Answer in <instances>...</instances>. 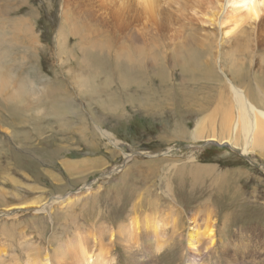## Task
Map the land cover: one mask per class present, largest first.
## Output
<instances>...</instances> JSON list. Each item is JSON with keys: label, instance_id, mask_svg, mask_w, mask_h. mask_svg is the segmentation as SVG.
I'll return each instance as SVG.
<instances>
[{"label": "rangeland", "instance_id": "1", "mask_svg": "<svg viewBox=\"0 0 264 264\" xmlns=\"http://www.w3.org/2000/svg\"><path fill=\"white\" fill-rule=\"evenodd\" d=\"M64 2L65 0H29L24 5L16 2L13 9L17 10L8 16L12 20L29 19L39 43L34 54L37 55L36 58L27 59L25 68L16 67L14 70L8 66L12 75L15 73L16 84L28 79L27 84L25 83L26 90L21 93L23 99L17 106L28 110L34 101V110L21 114L19 121L13 114L0 109V254L3 250L8 251V256H3L0 264H14L15 258L22 264H27L28 253L35 251L44 256L63 240L68 243L77 230L86 235L84 239L88 246L91 243V253L99 248L95 241L90 242L91 237L96 239L102 231L107 232L102 243L105 248L108 245L112 250L105 258L114 257L116 264H124L126 254L132 253L128 252L127 246L118 236L112 238L115 245L109 244L108 232L117 234L118 226L130 220L135 208L142 219L146 213L151 212L160 216L170 213L176 220L179 218L178 227L169 226L165 230L164 244H168L169 240L171 242V239L175 242L162 251L164 255L160 257V264H180L177 259V255L181 253L178 248L179 232L186 233L191 223L189 220L196 213L202 221L208 210L216 221L217 238L224 242L219 244L217 239L211 250H206V245L200 254H193V264H264V159L255 154L243 156L240 148L235 149L228 142L218 140L217 144L221 145L218 147L210 144L212 141L208 139L192 140L190 134L196 119L201 115L192 120L183 117L185 109L183 106L179 107L180 94L177 95L175 91L185 78L181 70L173 72L175 79H171L172 73L168 74L169 80L162 85L166 86V93L160 96L158 102L163 104L160 106L171 107L153 112L145 111L149 103L143 107L142 102L145 100L138 101L136 86H119L117 77L112 75L114 52H118L119 48L118 40L114 41L115 51L108 53L109 55L105 53L102 56L96 51L94 56L102 64L95 63L89 70L81 62L84 54L76 46L78 39L69 36L72 52L68 53V62H59L55 55L56 37L62 21L59 16ZM183 21L184 19L178 24L174 23V29L181 30L178 35L173 32V27L167 28L168 32L172 30L169 33L164 31V35L168 37L159 40L156 45L160 54L172 55L176 45L184 43V35L190 32L184 29ZM163 25L167 27L168 23L164 21ZM256 26L257 44L253 45L244 42L247 38L251 40L253 31L250 26L245 27V33L237 32L239 39L230 37L222 40V33L218 39L215 35L212 41L213 46L216 49L218 47V53L214 54V58L220 60L218 57L221 55L218 54L221 53L223 57L219 64L223 67L224 64L228 67L235 64L237 70L243 73L245 78L242 81L246 86H252L253 89L262 86L264 89V26ZM205 27L210 33L216 32L214 27ZM9 52L13 53L12 50ZM193 54L196 55V52L193 51ZM89 57L92 58V55ZM230 57L236 62L228 63ZM206 62L205 60L203 63L202 73L196 74L198 78L203 75L199 83L196 82L200 86L207 83L204 80ZM71 69L73 74L69 72ZM139 69H144L137 74L144 79H149L153 73L145 67ZM77 71L94 78L87 93L82 91L83 95L73 81ZM163 71L167 74V66ZM124 74L133 78L130 72ZM107 79L112 81L113 86L104 85ZM154 79L157 82L156 88L160 79ZM31 81L37 86H28ZM116 84L118 86H114ZM192 85L188 83L186 87ZM168 89L174 90L173 96L168 95ZM11 90V87L5 89L0 94V100L7 98V93ZM151 90L152 98L155 99V90ZM213 90L211 93L215 97L216 89ZM131 95L134 101L131 100ZM63 101H70V112H66L61 106L64 105ZM14 102L10 101L8 104L14 105ZM55 105L56 109H63L62 116L54 110ZM96 126L118 142L119 148L100 138ZM190 155H195L199 165L205 170L197 178L191 165L186 164ZM87 160L91 165L96 164L95 161L98 164L88 168L85 163ZM174 162L179 167L167 171V166ZM167 183L169 186H166ZM23 186H31L37 194L34 195ZM167 189L173 193H170L171 198L166 193ZM35 196L41 199V205L45 203V211H38L36 206L24 211L12 209L15 198L32 200ZM68 198L74 199L72 204L68 203ZM14 215L16 216L13 217ZM141 218L140 223H143ZM183 224L185 229H182ZM176 227L179 229L177 234L174 233ZM140 231L142 230H139V234ZM227 239L237 245L232 248L242 251L240 256L233 254L234 263L231 260L228 262L225 253L219 249L225 245H233ZM147 247L143 242L137 249L142 258L138 256L136 261H149L151 252L143 258L144 248ZM70 249L69 252L72 251ZM134 250L131 252L136 254ZM67 261L68 264H73L69 257L59 263L67 264Z\"/></svg>", "mask_w": 264, "mask_h": 264}, {"label": "bare ground", "instance_id": "2", "mask_svg": "<svg viewBox=\"0 0 264 264\" xmlns=\"http://www.w3.org/2000/svg\"><path fill=\"white\" fill-rule=\"evenodd\" d=\"M16 2H20L24 5L27 4L29 0H0V38L4 35H12L21 41L19 46L16 47H8L0 43V78L11 76L12 72L10 68L14 70H16V67L17 69L25 68V61L29 58H36L37 56L34 54L37 51L36 45L39 42L33 31V26L30 24V20L24 18L12 20L8 17L11 12L17 10L13 9L17 5ZM61 10L62 13L59 18L62 21L56 37L55 51L56 58L59 62L65 64L62 60L67 61V58L70 56L68 53L72 52L68 39L69 36L78 39L76 46L84 54L81 62H83L82 64H84L85 67L87 66L89 70L93 68L92 66H95V63L102 64L99 58L94 56L96 55V51L102 56L103 54L105 55V53L108 54L113 52L115 51L114 41L118 40L119 48L117 49L118 52H114L115 63L111 71L112 75L114 74L117 77L119 86H136V94L139 97L138 101L145 100L142 102V104H144L143 107L147 106V103H149L145 111L153 112L155 110L171 107L160 106L163 104L158 102L160 96L166 93V86L162 85L169 80L168 74L172 73L173 78L171 79H175L173 72L175 73V71L181 70L185 78H183L180 87L177 90L175 89V91L177 95L180 94L179 107L183 106V109H185L183 110L185 113L183 117L192 120L201 115L198 120L196 119L197 122L193 126L194 129L190 134L192 140L203 141L208 139L212 141L210 144L217 146H220L216 142L218 140L228 142L234 146L235 149L240 148L241 150H239L242 152L243 156L255 154L264 159V89L262 86H258L256 89H253L252 86H246L247 84L242 81L245 77L242 72L237 70L238 67L235 64H233L232 67H228L225 64L223 67L219 64L222 62L220 60H222L223 56L219 53L218 55H221L218 57L220 60L214 58V54L218 53V47L216 49L212 41L215 39V35H217L218 39L221 33L222 40H227L230 37H237L239 39L237 32L240 31L245 33L247 31L245 27L250 26L253 31L250 35L251 40L247 38L244 42L249 45H253L254 43L257 44L255 29L257 28L256 25L260 24L264 26V0H65ZM167 18H169V20H167ZM182 19H184V29L187 32L189 31L190 34L184 35V43L178 46L176 45L172 55L165 53L163 55L160 54L158 52L159 47L156 45L159 40H164L165 37H168V35H164V31H167V28L170 27L174 29V27H176L174 23L178 24ZM164 21L168 23L167 27L163 25ZM205 25L214 27L216 30V32H214L215 34L207 31ZM180 31L179 29L173 30L176 35H178ZM169 32L167 31V33ZM215 49L217 50L216 52ZM11 50L13 53L9 52ZM193 51L196 52V55L193 54ZM89 55H92V58H90ZM205 60L207 61V68L206 73H204L206 77L204 80H206L207 83L204 86H200L196 84V82L199 83V79H202L203 75L200 78H198L197 75L199 72L202 73ZM227 62L234 63L236 60L230 57ZM8 66H10V68ZM165 66L168 68L167 74L163 71ZM139 67H145L151 73L153 71L151 77L149 79H144L141 77L142 75H137L140 70ZM240 69L242 70V64L240 65ZM93 71L96 70L94 69ZM6 72H8L9 75ZM69 72L73 74V69ZM81 72L77 71L73 78L75 86H77L76 88L80 94H82V91L83 93H87L86 91L89 89L91 81L94 79H91L89 76L90 74ZM125 72L132 73L133 78L131 76H126L124 74ZM145 72H147V70ZM146 74L143 76L147 77ZM154 78L160 79V82L158 80L159 83L156 88L155 85L157 82H155ZM95 80H97V78ZM27 81L28 79L26 82ZM26 82L24 81L16 84L15 81L16 87L12 88L10 93H7V98L0 100V109H2L3 112L13 114L19 121L21 114L34 110L32 108V105L35 104L34 101L28 110H24L25 107L22 109L17 106V103L23 99L21 93L26 90ZM63 83L65 82L63 81ZM188 83L198 86L192 85L186 87ZM21 84L23 85L22 88L19 87ZM104 85L113 86V83L110 79H107ZM28 86H37V84L31 81L28 82ZM46 86L49 85L46 84ZM114 86H118V84ZM143 86L151 87L144 88ZM152 88L155 90V99H153L151 95ZM213 89H216L215 97L211 93ZM4 91L5 89H0V94H3ZM167 92L168 95L173 96L174 90L168 89ZM65 96H68V94L65 93ZM130 98L134 101L132 95ZM10 101H15L14 105L8 104ZM68 102L70 103V101H63L64 105H61L66 112H70L69 108L71 105L69 106ZM80 106H82L81 103ZM157 106L159 107L156 108ZM53 108L59 115H63V109H56V105ZM161 111L162 113L164 112V110ZM77 113H79L78 108ZM96 129L100 134V138L108 140L113 146L119 148L118 142L112 140L109 134L99 127ZM85 163L88 165V168L91 166L96 167L98 164V162L95 161L96 164L91 165L88 160L85 161ZM173 164H171L173 166H167V171H170L172 168L176 170L179 167L178 163L174 162ZM186 164L191 165L192 172H194L196 178L201 176L205 171L201 168L202 165H199V161L196 159L195 155L188 156ZM166 186H169V183H167ZM23 187L33 192L34 195L37 194L31 186ZM166 193L170 197L172 191L167 189ZM67 200L68 203H71L74 199L72 198L71 200L68 198ZM15 201V205L13 204L14 207L12 206L14 210L24 211L26 208L31 209L36 206L35 208L38 211H45V203L41 205L42 201L38 196L33 197L32 200L28 198L25 200H23V198L17 200V198H15ZM133 211L134 214L131 216L130 220L118 226L119 231L117 234H113L112 231L108 232V235H110L109 244L113 246L114 241L112 238L115 236L123 240L127 246L128 252L132 253L126 254L124 264H160V257L164 255L162 251L175 242L171 239V242L169 240L168 244H164L163 238L165 236V230H168L170 228L169 226H176L179 218L176 220L174 218L175 216L170 213H167L165 216H160V214L158 215L157 213L151 212L146 213L144 219L140 217L142 219L141 222L143 221V223H140L139 211L137 208ZM208 211L202 221L199 220L200 216L196 213L195 216L191 217V220H189L191 223L188 229H186V233H182V231L179 232L180 240L178 241V248L181 249V253L179 255L180 257L177 255V259L180 260V264H193L195 262L193 254H200V251H204L203 248L206 245H208L206 250H211L212 247H215L218 239L216 221L213 219V214ZM15 216L16 215L13 217ZM182 226V229H185V225L183 224ZM177 227L174 231L175 234L179 231ZM139 230H142L140 234ZM78 231L79 230H77L74 237H70L71 240H69L68 243L64 240L59 244L57 243L58 246H54L55 248L52 250L49 248L50 253L46 252L44 256L39 253L37 254L35 251L28 253L29 257L26 263L60 264L61 261L64 259L67 260L69 257V259L71 258V260H73V264H116L114 257L110 259L109 257L105 258L106 255L109 256L108 254L112 250L108 245L107 248H105V245L102 243V238L107 232L102 231L101 234H98L96 239L91 237L92 240H90V242L95 241V244L99 247L95 248L96 250L91 253V243L88 246L87 240L84 239L86 235ZM141 234L142 236H140ZM227 241L228 243L232 242V240L229 239H227ZM143 242H145L148 247H151V249H148V247L144 248L143 258L148 256V252H151L152 255L148 256L149 261L139 262L136 261L138 260L136 258H139L138 256L142 258V254L138 253L137 249L141 247ZM218 242L222 244L224 241L220 238ZM233 246L236 247L237 245L233 244L231 247L225 245L219 248L220 251L227 256L228 262L229 260H234L233 254L240 256L239 253L241 250L234 249L232 248ZM4 247L6 248V246ZM158 247L162 249L159 252H157ZM241 247L243 248L244 246ZM68 249L72 250V253L69 252ZM133 249H135L134 253L136 254L131 252ZM1 253L0 262L3 256H8V251L3 250ZM51 255L54 256L52 257ZM14 261H16L14 264H22V262L16 258ZM209 262H211V260ZM66 263L68 264V261ZM219 263L227 264L223 262H218L217 264ZM9 264H12V262H9Z\"/></svg>", "mask_w": 264, "mask_h": 264}, {"label": "clouds", "instance_id": "3", "mask_svg": "<svg viewBox=\"0 0 264 264\" xmlns=\"http://www.w3.org/2000/svg\"><path fill=\"white\" fill-rule=\"evenodd\" d=\"M0 43H2L5 46L8 47H16L19 46V44L21 43V41L12 35H4L2 38H0ZM16 81V76L13 74L11 76H5L0 78V89H7V88H15V82ZM19 87H23V85H19ZM162 249H160L159 247L157 248V252L161 251ZM115 259V258H114Z\"/></svg>", "mask_w": 264, "mask_h": 264}, {"label": "water", "instance_id": "4", "mask_svg": "<svg viewBox=\"0 0 264 264\" xmlns=\"http://www.w3.org/2000/svg\"><path fill=\"white\" fill-rule=\"evenodd\" d=\"M217 146V145H216ZM218 147H221V145L220 146H218Z\"/></svg>", "mask_w": 264, "mask_h": 264}]
</instances>
